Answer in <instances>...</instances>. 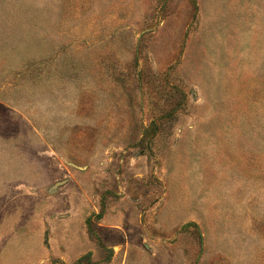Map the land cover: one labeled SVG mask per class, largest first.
Returning <instances> with one entry per match:
<instances>
[{
	"label": "rangeland",
	"instance_id": "rangeland-1",
	"mask_svg": "<svg viewBox=\"0 0 264 264\" xmlns=\"http://www.w3.org/2000/svg\"><path fill=\"white\" fill-rule=\"evenodd\" d=\"M0 264H264V0H0Z\"/></svg>",
	"mask_w": 264,
	"mask_h": 264
}]
</instances>
